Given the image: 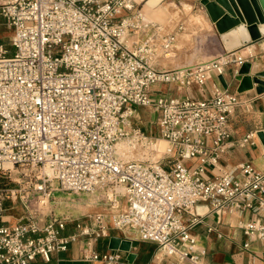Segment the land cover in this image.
<instances>
[{
  "label": "built area",
  "instance_id": "1",
  "mask_svg": "<svg viewBox=\"0 0 264 264\" xmlns=\"http://www.w3.org/2000/svg\"><path fill=\"white\" fill-rule=\"evenodd\" d=\"M135 4L0 0L14 48L10 57L0 49V172L23 168L19 187L0 188V215L7 200L27 210L15 225L0 226V264L49 261L77 242L84 243V260L126 264L118 252L95 250L110 229L156 244L176 264H204L191 232L200 203L222 214H255L241 229L264 240V173L243 163L214 179L203 176L231 138L228 124L241 105L239 95L218 87L206 99L154 91L202 88L212 75L222 76L252 56L224 51L191 67L159 70L156 61L172 51L176 36L142 39L147 25ZM138 107L159 112V132L168 144L159 160L120 154L124 142L159 150L135 123ZM255 137L247 134L242 144ZM193 159L200 164L188 166ZM53 184L65 192L98 194L103 211L77 221L71 234H64L74 222L69 218L40 222Z\"/></svg>",
  "mask_w": 264,
  "mask_h": 264
},
{
  "label": "crops",
  "instance_id": "2",
  "mask_svg": "<svg viewBox=\"0 0 264 264\" xmlns=\"http://www.w3.org/2000/svg\"><path fill=\"white\" fill-rule=\"evenodd\" d=\"M146 7L148 8L147 13ZM134 10H139L143 14L147 25L145 32L142 33V39L155 37V40L159 41L168 34L176 36L172 51L157 59L156 68L159 70L191 67L209 61L225 51L215 25L202 6L201 0H161L155 6L136 3ZM12 37L13 29L0 14V49L5 51L8 57L14 53ZM238 51L252 56L248 61L252 63L250 75L264 70V37ZM211 52H215L216 56L210 58ZM239 68L228 66L222 75L228 85L227 90L239 95L241 105L229 120L228 129L231 138L227 147L221 154L217 165L206 167L203 175L205 179H214L230 173L243 163H250L257 171L264 173V146L257 136V132L264 131V93L258 94L257 85L251 86V83L241 84L243 87L251 86V88L238 93ZM217 87L224 89L219 76L212 75L202 88L196 85L186 90H179L174 86L167 88L177 91L179 96L206 99ZM251 132H256L253 142L243 145V139ZM200 162L201 159H193L187 161L186 164L196 167ZM10 204L11 202H4L0 215V226L15 225L24 217L22 214L11 211L15 207H9ZM195 215L199 221L193 226L191 232L197 240L198 249L205 253L204 264H264V240L251 239L241 229L242 223L256 220L255 214L251 212L222 214L211 211L208 205L200 203L195 209ZM69 216L65 218L74 222L68 223L64 234L76 232L77 221H86L85 216L83 218L73 214ZM112 238L128 242L129 251L111 250ZM83 248V242L73 243L67 251L54 253L49 261L37 258L31 264H105L103 261L84 260L82 258ZM95 250L100 254L118 252L126 264H176V260L165 257L156 244L142 242L137 236L133 237L130 232L113 229L109 230L108 238L95 244Z\"/></svg>",
  "mask_w": 264,
  "mask_h": 264
},
{
  "label": "water",
  "instance_id": "3",
  "mask_svg": "<svg viewBox=\"0 0 264 264\" xmlns=\"http://www.w3.org/2000/svg\"><path fill=\"white\" fill-rule=\"evenodd\" d=\"M136 3H147L155 6L158 2L150 3V0H134ZM210 20L215 25L219 38L226 52L239 50L252 42L264 37V0H201ZM252 63H244L240 66L237 75L239 81L238 93L257 85L256 92L264 93V70L250 75ZM248 78L250 87H243L242 81ZM219 80L225 90L228 89L223 76ZM257 136L264 146V131L257 132ZM130 244L119 239L112 238L110 249L129 251Z\"/></svg>",
  "mask_w": 264,
  "mask_h": 264
},
{
  "label": "rangeland",
  "instance_id": "4",
  "mask_svg": "<svg viewBox=\"0 0 264 264\" xmlns=\"http://www.w3.org/2000/svg\"><path fill=\"white\" fill-rule=\"evenodd\" d=\"M216 56L215 52L210 53V58ZM155 95L157 92H161L167 95H171L174 97H178L179 94L175 90H170L167 87L163 88H155ZM136 118L135 123L142 129L145 135L152 138V144L156 145L159 149L158 152H151L150 149L145 147L135 148L133 149L130 143H122L121 146L130 147L132 150L129 158H124L128 160H145V159H153L159 160L162 157V153L165 151L167 147V142H165L160 135L158 121H159V112L153 108H145L138 107L136 108ZM151 145V147L153 146ZM121 154V152H120ZM122 156V154H121ZM164 162V161H163ZM9 172L7 176H4L3 173L0 172V188L6 186L9 188H17L19 187L18 182L22 181V167H11L8 166ZM10 177V178H9ZM98 194L91 193H70L59 190L57 184H53L51 187V196L48 207L42 211L43 215H41L38 220L43 223L48 222L52 216H60V217H70L69 215L73 214L75 216L87 217L90 214L98 213L101 209H103V203L99 199ZM8 201V200H7ZM10 202V201H8ZM9 207H15L11 211L17 212L18 214H22V216L26 215V209L22 205L20 201L16 203H11ZM20 216V215H19ZM87 218H85L86 220ZM131 233V232H130ZM133 237L134 233H131Z\"/></svg>",
  "mask_w": 264,
  "mask_h": 264
},
{
  "label": "bare ground",
  "instance_id": "5",
  "mask_svg": "<svg viewBox=\"0 0 264 264\" xmlns=\"http://www.w3.org/2000/svg\"><path fill=\"white\" fill-rule=\"evenodd\" d=\"M158 1H160V0H150V3H153V2H158ZM146 10V13H147V7L145 8ZM251 82H250V80L248 79V78H246V79H244L243 81H242V84H250ZM125 143V142H124ZM119 147V146H118ZM130 148V147H129ZM128 147H126V146H121L120 148H119V151L121 152V154H122V157H124V158H129L130 157V155H128V154H131L132 153V150H130Z\"/></svg>",
  "mask_w": 264,
  "mask_h": 264
}]
</instances>
